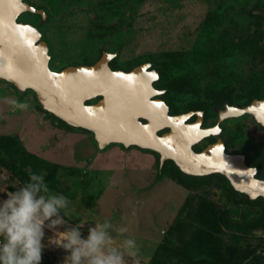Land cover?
Masks as SVG:
<instances>
[{
  "label": "rangeland",
  "instance_id": "1",
  "mask_svg": "<svg viewBox=\"0 0 264 264\" xmlns=\"http://www.w3.org/2000/svg\"><path fill=\"white\" fill-rule=\"evenodd\" d=\"M24 1L46 13H24L18 21L41 33L53 71L93 64L104 52L114 54L115 70L152 63L170 115L204 110L206 126L216 120L217 103L264 97V0ZM0 85V93L2 86L10 93L0 99V140L10 137L35 157L50 190L68 198L70 223L86 228L108 219L137 240L140 264H177L170 250L201 252V215L221 256L233 250L230 264H264V199L249 200L220 174L188 176L172 161L160 168L151 150L119 144L99 149L91 132L61 123L33 91L2 79ZM222 129L226 153L242 154L263 178L264 129L249 117L225 121ZM19 184L0 165V188L12 191ZM51 235L45 229V243ZM65 255L46 246L40 264H62ZM197 264L211 263L204 257Z\"/></svg>",
  "mask_w": 264,
  "mask_h": 264
},
{
  "label": "water",
  "instance_id": "2",
  "mask_svg": "<svg viewBox=\"0 0 264 264\" xmlns=\"http://www.w3.org/2000/svg\"><path fill=\"white\" fill-rule=\"evenodd\" d=\"M24 13L46 15L24 0H0V79L20 91H33L45 111L71 127L91 132L99 149L119 144L151 150L159 155L160 168L172 161L188 176L220 174L249 200L264 199V180L256 178L257 169L248 166L242 154L226 153L220 139L201 152L193 150L203 139L218 135L220 128L217 124L201 128L200 111L169 115L167 105L154 99L162 91L153 88L158 75L147 71L148 64L129 72L112 70L109 63L114 54L104 52L91 65L53 71L41 33L18 22ZM244 113L255 115L264 127V102L244 109L226 107L219 112L218 123ZM192 116L196 120L186 123Z\"/></svg>",
  "mask_w": 264,
  "mask_h": 264
},
{
  "label": "clouds",
  "instance_id": "3",
  "mask_svg": "<svg viewBox=\"0 0 264 264\" xmlns=\"http://www.w3.org/2000/svg\"><path fill=\"white\" fill-rule=\"evenodd\" d=\"M19 107H25L19 105ZM0 188V264H40L46 246L62 249V264H140L135 238L108 219L70 223L69 200L50 190L45 177L29 175L12 191ZM45 229L53 234L46 243ZM86 231V235L82 233Z\"/></svg>",
  "mask_w": 264,
  "mask_h": 264
},
{
  "label": "trees",
  "instance_id": "4",
  "mask_svg": "<svg viewBox=\"0 0 264 264\" xmlns=\"http://www.w3.org/2000/svg\"><path fill=\"white\" fill-rule=\"evenodd\" d=\"M38 9V8H37ZM19 22V21H18ZM91 65V64H89ZM112 70H115L112 68ZM254 97L249 99L245 104H233L230 100H224L218 104H216V108L221 111L223 105L224 107H228V104L236 105L232 106L237 109H244L246 107H254L253 103H256L258 100L263 99ZM99 99V98H97ZM95 100L87 102L86 104L93 103ZM259 102V101H258ZM197 110V109H196ZM224 110V109H223ZM246 114V113H244ZM243 114V115H244ZM242 116V115H241ZM240 117V116H239ZM61 123L63 121L59 120ZM65 124V123H64ZM69 126V125H68ZM0 165L3 166L6 170L12 173V175L18 180L20 184L27 181L28 177L24 173V169L27 168L30 170V174L37 173V169L39 168L36 163V159L33 155H28L25 153L24 148L16 142V140L10 139V137H6L5 139L0 140ZM250 167H254L253 165H249ZM255 168V167H254ZM259 173V172H258ZM258 173L256 174V178L264 180L263 178L258 177ZM196 221L202 226L208 228L209 224L204 221L205 219L201 215H196ZM259 226L264 229V219L260 222ZM203 227H198V241L200 242L201 252L196 256H190L188 254L181 253V251H172L169 253L173 256V259L177 261V264H197L200 258H208L211 264H230V260L233 257V250L231 248H226V256L225 258L221 256L219 249L215 246L212 240L205 234ZM230 256V258H229ZM229 258V260H227Z\"/></svg>",
  "mask_w": 264,
  "mask_h": 264
},
{
  "label": "flooded vegetation",
  "instance_id": "5",
  "mask_svg": "<svg viewBox=\"0 0 264 264\" xmlns=\"http://www.w3.org/2000/svg\"><path fill=\"white\" fill-rule=\"evenodd\" d=\"M110 63H111V61H110ZM110 63H109V65H110ZM143 64H148V67H147V71H154V72H156L157 73V75H158V78H157V80H155L153 83H152V86H153V88L155 89V90H158V91H162V93L160 94V95H157V96H155L154 97V99H159V100H162L166 105H167V103L161 98L164 94H165V89H160V88H158L157 86H156V83L159 81V79H160V73H159V70L157 69V68H155L154 66H153V64L152 63H143ZM143 64H141V65H143ZM138 66H140V65H138ZM111 67V66H110ZM137 67V66H136ZM135 68V67H134ZM134 68H132V69H134ZM112 69V68H111ZM131 69V70H132ZM131 70H128V71H123V70H121V71H123V72H129V71H131ZM97 100V99H96ZM96 100H95V102H96ZM259 101V102H258ZM256 103H253V105L255 106V107H258L262 102H264V98L263 99H261V100H258ZM233 103V102H232ZM246 103V102H245ZM244 103V104H245ZM218 104V103H217ZM233 104H238V103H233ZM239 105H243V104H239ZM225 105H223L222 106V108H221V110H223V109H225V107H224ZM232 106H236V105H231V104H228V107H232ZM167 107H168V105H167ZM214 113H215V116H216V120L212 123V124H210V125H205V111L204 110H189V111H193V112H196V111H200V112H202V123H201V128H209V127H213V126H215L216 124L218 125V127L220 128V132H219V134L218 135H216V136H210V137H207V138H205V139H203L200 143H202V142H205L206 141V144L202 147V149L201 150H199V151H195L194 150V147L196 146H194L193 147V150L195 151V152H201L202 150H204L207 146H209L210 144H213V143H215L217 140H221L222 141V139L220 138V136H221V134H222V125L224 124V122L225 121H228V120H230V119H237V118H241V117H249V118H251L258 126H260L261 128H263L264 129V127L260 124V123H258L257 122V120H256V117H255V115H251V114H244V115H242V116H240V117H232V118H226V119H224V120H222L221 122H219L218 123V120H219V112H220V110H218L217 108H216V105L214 106ZM168 110H169V108H168ZM189 111H187V112H189ZM187 112H184V113H187ZM169 115H170V113H169ZM196 120V117L195 116H192L189 120H187V122L186 123H193L194 121ZM166 130H163V131H161V132H159V135L160 134H162L163 132H165ZM216 138V140L215 141H213V142H208V139L209 138ZM199 143V144H200ZM222 143H223V141H222ZM198 145V144H197ZM223 145H224V143H223ZM224 148H225V145H224ZM225 152H226V150H225ZM228 154H230V153H228ZM245 158V157H244ZM246 162V161H245ZM247 164V163H246Z\"/></svg>",
  "mask_w": 264,
  "mask_h": 264
},
{
  "label": "crops",
  "instance_id": "6",
  "mask_svg": "<svg viewBox=\"0 0 264 264\" xmlns=\"http://www.w3.org/2000/svg\"><path fill=\"white\" fill-rule=\"evenodd\" d=\"M6 82V81H5ZM10 84V83H9ZM1 86V85H0ZM2 88L4 89V90H2V93H0V94H3V95H1V97H0V99H2V98H4L5 96H8V95H10V93H9V88L8 87H3L2 86ZM5 89H7L6 90V92H5Z\"/></svg>",
  "mask_w": 264,
  "mask_h": 264
},
{
  "label": "bare ground",
  "instance_id": "7",
  "mask_svg": "<svg viewBox=\"0 0 264 264\" xmlns=\"http://www.w3.org/2000/svg\"><path fill=\"white\" fill-rule=\"evenodd\" d=\"M2 199V198H1Z\"/></svg>",
  "mask_w": 264,
  "mask_h": 264
}]
</instances>
